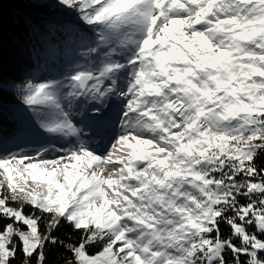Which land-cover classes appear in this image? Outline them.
<instances>
[{"label": "snow or ice", "instance_id": "6c2138e0", "mask_svg": "<svg viewBox=\"0 0 264 264\" xmlns=\"http://www.w3.org/2000/svg\"><path fill=\"white\" fill-rule=\"evenodd\" d=\"M57 249L264 264V0H0V264Z\"/></svg>", "mask_w": 264, "mask_h": 264}, {"label": "trees", "instance_id": "16d2710c", "mask_svg": "<svg viewBox=\"0 0 264 264\" xmlns=\"http://www.w3.org/2000/svg\"><path fill=\"white\" fill-rule=\"evenodd\" d=\"M21 9H22V5H17V4H6L4 9L5 38L9 40L11 45L9 49L8 59L5 65V74H6V78L8 79H11V77L14 75H19L27 67L26 58L20 55L17 51H15V45L13 43L14 37H16L18 34V30L16 26L13 24V19L17 11ZM4 128H5V136L7 137L8 132L10 130V125L8 124L7 121L5 122ZM6 143L7 141L5 142V144ZM257 163L259 164L260 161H257ZM221 227L225 233L228 232V229L225 225H221ZM59 235L61 236L71 235L73 239H76L79 237L80 234L73 233L70 227H64L61 229ZM69 255L70 253L64 252L63 249H57L55 252L52 253V255L49 256V264H54V262L55 264H63L65 263V260L62 257Z\"/></svg>", "mask_w": 264, "mask_h": 264}, {"label": "rangeland", "instance_id": "374dc122", "mask_svg": "<svg viewBox=\"0 0 264 264\" xmlns=\"http://www.w3.org/2000/svg\"><path fill=\"white\" fill-rule=\"evenodd\" d=\"M77 59V57L74 55V52L72 50H69L65 56H64V59L61 61V62H58L57 66H56V69L55 71L56 72H60V71H63L64 68H65V65L66 64H70L72 63L73 61H75ZM37 75H39V73L37 72ZM5 148H11V144L9 142H7L5 145H4ZM63 264H66L63 263Z\"/></svg>", "mask_w": 264, "mask_h": 264}]
</instances>
